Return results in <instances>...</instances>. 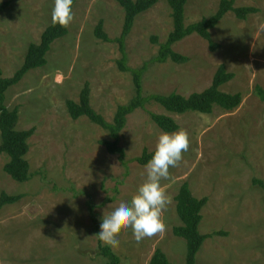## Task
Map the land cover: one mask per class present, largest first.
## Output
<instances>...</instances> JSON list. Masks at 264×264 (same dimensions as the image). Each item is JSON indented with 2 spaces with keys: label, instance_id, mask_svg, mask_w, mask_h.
Returning a JSON list of instances; mask_svg holds the SVG:
<instances>
[{
  "label": "rangeland",
  "instance_id": "obj_1",
  "mask_svg": "<svg viewBox=\"0 0 264 264\" xmlns=\"http://www.w3.org/2000/svg\"><path fill=\"white\" fill-rule=\"evenodd\" d=\"M27 1L2 13L7 32V37L0 35L4 78H13L21 69L29 46L39 44V36L51 24L52 5L45 10L37 8V2L29 9ZM220 2L190 0L186 24L211 17ZM235 7H254L260 13L246 21L228 13L212 31L220 45L216 52L193 35L174 47L188 62L154 63L145 74V96L189 97L209 88L218 68L225 65L235 77L221 90L242 94L243 103L232 112L216 108L211 115H179L151 102L128 117L121 147L129 161L145 149L153 152L163 132L149 112L172 117L179 130L187 131L190 147L179 166L169 169L172 179L161 181L169 200L162 213L166 230L137 243L131 229L121 228L118 245L110 246L121 264H150L158 249L172 264H185L187 243L174 234V228L182 226L176 197L184 183L196 198L208 199L200 232L213 236L205 241L196 264H264V190L254 183L264 182V102L255 94L256 86L264 88V0H236ZM73 14L69 34L53 44L48 64L30 71L6 94L8 108H19L17 129H34L26 157L34 178L16 182L4 171L9 157L0 156V197L3 192L24 196L19 203L0 208V264H106L98 254L88 201L97 206L100 223L109 204L130 200L146 179L145 166L136 162L129 163L130 174L124 178L119 157L99 144L110 139L108 131L86 117L74 121L66 108L67 100L79 101L89 83L92 107L111 123L118 107L135 96L131 74L118 67L119 45L95 35L102 21L107 35L119 38L124 10L115 0H77ZM32 30L38 32L29 36ZM172 30V11L167 0H160L136 19L126 41L128 66L141 68L154 59L159 45L152 40L162 44ZM121 181L116 200L101 207ZM218 232L225 235H215Z\"/></svg>",
  "mask_w": 264,
  "mask_h": 264
},
{
  "label": "trees",
  "instance_id": "obj_2",
  "mask_svg": "<svg viewBox=\"0 0 264 264\" xmlns=\"http://www.w3.org/2000/svg\"><path fill=\"white\" fill-rule=\"evenodd\" d=\"M73 2V12L76 5ZM124 10L125 19L122 34L119 38L111 39L104 31V25L101 21L95 31L98 39L108 42L117 43L120 47L122 58L118 62V67L122 72L130 73L133 79L135 96L125 105H120L114 116L113 122H108L103 115L98 113L91 104V87L89 83L84 85L81 91L79 101L67 100L66 108L70 117L77 121L83 117L88 118L93 124H96L108 131L110 139L102 140L100 145L112 154L117 155L124 169V178L130 174L129 163L136 162L141 166H145L151 155L145 149L140 157L127 160L125 150L121 147L122 132L127 126L128 117L138 109L145 110L147 104L156 102L165 110L174 114H189L200 113L211 115L216 108H220L226 112H232L238 109L243 103L242 94L226 93L221 88L234 79V75L227 71L225 65H221L216 71L212 84L209 88L200 93H193L189 97L172 93L170 95H144V77L148 72L150 65L154 63L166 64L173 62L183 64L189 61L188 57L176 52L174 47L185 39L198 35L205 40L209 49L216 52L220 49V45L213 40L212 31L217 28L226 15L230 12L235 13L239 20L246 21L251 15L259 13V10L254 7H235L236 0H221L217 12L209 18H204L201 21L193 24H186V6L190 0H167L172 11L173 30L169 34L167 40L160 44L157 38L152 41L159 45L157 56L144 66L137 69H132L128 66V53L126 49V41L129 37L136 19L143 13L154 8L160 0H115ZM9 2L0 5V13L8 6ZM69 34V26L67 28L59 25H51L45 30L42 35L40 44H32L29 47L25 62L21 69L14 75L13 78H4L0 70V156L6 154L9 161L4 167V171L16 182L27 183L34 178L31 173V166L27 160V155L30 150L29 139L34 134V129L28 131H19L17 129L19 123V108L10 110L6 104V94L8 90L20 83L23 78L32 70L43 68L48 64L47 55L52 49L53 44ZM255 94L264 102V88L256 86ZM151 120L163 131L172 132L179 131L178 123L169 116L155 114L149 112ZM118 183L114 188V196L107 197L101 207L112 203L116 200L119 194ZM254 183L259 185L264 190V182L255 180ZM73 193L74 190H73ZM79 196L75 194L74 197ZM24 198L23 195H8L3 192L0 197V208L19 203ZM177 213L182 222V226L174 228L175 236L182 238L187 243V256L185 264H196L197 256L201 251L205 241L213 235H203L200 232V225L203 220L202 210L207 205L208 199L196 198L190 185L184 183L176 197ZM88 207L94 231L96 235L100 231V223L97 219L96 208L90 200ZM215 235H225L223 232L215 233ZM98 239V237H97ZM98 254L106 260V264H121L120 257L112 250L110 246L105 245L98 239ZM150 264H172L167 255L158 249L154 253Z\"/></svg>",
  "mask_w": 264,
  "mask_h": 264
},
{
  "label": "clouds",
  "instance_id": "obj_3",
  "mask_svg": "<svg viewBox=\"0 0 264 264\" xmlns=\"http://www.w3.org/2000/svg\"><path fill=\"white\" fill-rule=\"evenodd\" d=\"M74 0H54L52 25L67 28L74 20ZM59 79V77H57ZM190 139L187 131L161 132L155 150L145 165L146 179L131 199H119L109 204L101 217L100 231L96 235L107 246L119 243L121 228L131 229L134 240L139 243L166 230L162 213L169 202L162 180H171L170 168H176L188 152Z\"/></svg>",
  "mask_w": 264,
  "mask_h": 264
},
{
  "label": "crops",
  "instance_id": "obj_4",
  "mask_svg": "<svg viewBox=\"0 0 264 264\" xmlns=\"http://www.w3.org/2000/svg\"><path fill=\"white\" fill-rule=\"evenodd\" d=\"M43 1V2H42ZM6 2H9L10 4H9V6L5 9V10H7L8 8H12L13 7V5L14 4H18V7H19V3H20V0H0V5L1 4H3V3H6ZM39 3L38 5H37V8H41L42 6H43V9H45L46 10V7L47 6H50V5H52L53 6V3H54V0H28L27 2H26V5H27V8H28V5H30V8L29 9H31L32 7H34V5H35V3ZM17 8V7H16ZM48 9H50V8H48ZM47 9V10H48ZM257 9V8H256ZM4 10V11H5ZM259 10V9H258ZM3 11V12H4ZM3 12H1L0 13V20L1 19H3L2 18V16H3ZM259 13H260V10H259ZM43 17H44V15L43 14H41V16H40V21H41V23L42 22H44L43 21ZM51 22H52V19H51ZM51 25V24H50ZM49 25V26H50ZM0 26L2 27V31H1V33H0V35H4V37H7L6 36V34H7V32H6V29H5V26H4V22H2V21H0ZM48 26V27H49ZM32 27V26H31ZM33 27H35V28H38V27H36V26H33ZM47 27V28H48ZM46 28V29H47ZM36 31L38 32V30H32V31H29V36H31V35H35L36 34ZM45 32V31H44ZM44 32H42L41 33V36H39L40 37V41H41V38H42V35H43V33ZM7 43V42H6ZM32 44H35V43H32ZM31 44V45H32ZM38 44V43H37ZM40 44V43H39ZM30 47V46H29ZM28 50H29V48H28ZM28 53V52H27ZM27 56V55H26Z\"/></svg>",
  "mask_w": 264,
  "mask_h": 264
}]
</instances>
